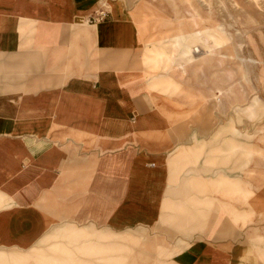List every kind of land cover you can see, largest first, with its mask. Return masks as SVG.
<instances>
[{
  "label": "crops",
  "instance_id": "0c3cea01",
  "mask_svg": "<svg viewBox=\"0 0 264 264\" xmlns=\"http://www.w3.org/2000/svg\"><path fill=\"white\" fill-rule=\"evenodd\" d=\"M138 3L0 0V253L24 259L60 225L152 230L195 190L197 231L170 264H264V183L240 180L254 196L235 204L229 171L186 170L188 106L140 67Z\"/></svg>",
  "mask_w": 264,
  "mask_h": 264
},
{
  "label": "rangeland",
  "instance_id": "374dc122",
  "mask_svg": "<svg viewBox=\"0 0 264 264\" xmlns=\"http://www.w3.org/2000/svg\"><path fill=\"white\" fill-rule=\"evenodd\" d=\"M137 1L140 67L188 106L185 132L195 145L181 153L186 170L203 157L204 167L229 171L234 182L218 180L219 188L229 190L223 197L247 203L254 192L240 180L264 183V0ZM187 184L207 186L194 177ZM195 194L188 190V207L174 203L152 230L117 235L60 225L24 259L0 253V264H170L188 247L180 239L197 231Z\"/></svg>",
  "mask_w": 264,
  "mask_h": 264
},
{
  "label": "built area",
  "instance_id": "2783aa9c",
  "mask_svg": "<svg viewBox=\"0 0 264 264\" xmlns=\"http://www.w3.org/2000/svg\"><path fill=\"white\" fill-rule=\"evenodd\" d=\"M106 8V5H103L102 8L95 13L92 19L96 21L104 19L107 16Z\"/></svg>",
  "mask_w": 264,
  "mask_h": 264
},
{
  "label": "bare ground",
  "instance_id": "6f19581e",
  "mask_svg": "<svg viewBox=\"0 0 264 264\" xmlns=\"http://www.w3.org/2000/svg\"><path fill=\"white\" fill-rule=\"evenodd\" d=\"M195 51H196V53L199 52V50H195Z\"/></svg>",
  "mask_w": 264,
  "mask_h": 264
}]
</instances>
